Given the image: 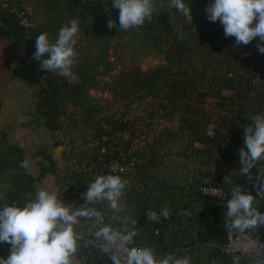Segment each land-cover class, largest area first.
I'll use <instances>...</instances> for the list:
<instances>
[{
    "label": "trees",
    "instance_id": "trees-1",
    "mask_svg": "<svg viewBox=\"0 0 264 264\" xmlns=\"http://www.w3.org/2000/svg\"><path fill=\"white\" fill-rule=\"evenodd\" d=\"M7 1L8 9H2L0 1V20L19 49V59L29 66L30 80L39 88L36 104L39 121L33 124H42L52 132L53 148L64 145L61 134L70 140L72 147L81 138L87 145V135L72 136L82 126L91 129L93 145L76 152L73 148L66 155L67 163L75 158L81 169L67 170L64 175L47 150L37 148L34 159L38 161L35 162L38 170L32 173L29 167L21 168L20 164L25 160L34 163L28 151L39 143L35 141L36 131L30 137L27 132L13 138L9 130H1L0 208L13 204L22 208L35 199L42 175L53 176L60 187L58 199L76 207L84 203L82 193L98 175H118L128 181L120 199L122 211L112 212L106 201L96 202L92 207L101 211L105 224L113 228H121V221L114 217L135 219L136 225H129L137 233L134 245L153 248L157 258L173 252L178 257H190L195 245H202L207 242L205 237L217 234L220 244L209 251L211 264H233V256L240 258L239 264H249L239 252H222L229 240L227 232L217 227L225 223L232 185H243L256 196L253 182L264 169L261 160L248 176L239 174L243 127L252 123V116L264 114V54L258 59L249 52L259 37L248 45H236L235 37L226 38L221 23L207 19L205 8L214 0H185L193 16L191 24H184L185 39H179L176 31L183 26L182 14L169 8L168 0H155L153 18L146 19L142 26L119 31V10L112 6V0ZM30 2L32 13L26 5L22 6ZM41 18L44 22L39 23ZM109 18L117 22L116 28L107 27ZM24 19L29 26L22 24ZM72 19L78 20L79 31L74 39L79 37V42L74 45L76 56L71 68L76 79L69 81L55 71L40 70V62L32 57L38 35L47 32L49 41L54 42L59 30ZM134 32L145 38L140 52L163 56L164 63L149 72L131 70L127 77L114 79L112 86L104 84L103 79L114 70V63L108 59L109 50L122 47L125 51L135 42L134 36L128 38ZM0 67L6 71L4 66ZM121 89L123 109L119 117L114 101ZM93 90L111 92L114 100L108 111L90 93ZM147 100L157 106L152 116L159 114L160 120L168 125L176 122L177 126L165 127L152 142L146 141L149 142L146 150H135L137 124L142 117L132 123L126 119V113L134 104L143 105ZM1 107L0 97V111ZM214 109L221 113L222 123L210 130ZM176 147L178 165L195 164L191 179H179L175 173L167 176V171L172 174L169 163L174 162L172 152ZM114 162L121 166L132 163L135 169L126 174L113 172L110 166ZM64 185L67 189L63 191ZM204 189L219 190L223 195L207 194ZM254 207L264 212V199L257 197ZM164 208L169 209L167 219L160 215ZM149 210L161 221H153L147 215ZM182 210L187 214L181 215ZM200 225L206 226V234ZM247 233L264 243V227ZM78 250L76 255L83 259L82 264H101L98 253L89 247ZM9 254L10 245L0 243V257L7 258ZM106 264L113 262L110 259Z\"/></svg>",
    "mask_w": 264,
    "mask_h": 264
},
{
    "label": "clouds",
    "instance_id": "clouds-1",
    "mask_svg": "<svg viewBox=\"0 0 264 264\" xmlns=\"http://www.w3.org/2000/svg\"><path fill=\"white\" fill-rule=\"evenodd\" d=\"M112 6L119 10L118 31L142 26L156 11L155 0H112ZM168 7L182 14L183 26L176 31L179 39H185L184 24L193 21L190 6L185 0H168ZM205 12L210 22L221 23L226 38L235 37L236 45H248L259 37L256 47L264 54V0H214ZM107 27L116 28L117 22L109 18ZM78 31V20L72 19L59 30L54 42L49 41L47 32L36 37L32 58L40 62V70H54L61 76L71 72L76 56L74 37ZM250 120L252 123L243 127L244 146L238 151L239 174L243 176H248L255 164L264 160V114L252 116ZM20 167L27 168L28 161L21 162ZM127 184L118 175H98L82 193L84 203L79 207L65 205L56 193L41 189L22 208L15 204L0 208V243L10 245V254L7 258L0 257V264H73L78 248L94 244L83 232L76 231L81 218L91 222V229H95L96 247L101 251L114 248L110 257L113 264H191L189 257H178L174 252L157 259L153 248L129 246L137 235L134 227H129L136 225L135 219L114 217L121 221V228L104 223V215L92 205L106 201L112 212L120 213L119 202ZM253 188L256 196L243 185H232L224 213L228 233L264 227V212L254 207L257 197L264 199V169L256 175ZM180 214L187 213L182 210ZM147 215L153 217L156 213L149 210ZM160 215L167 219L169 209L164 208ZM244 247L256 249V243L253 241ZM239 259L233 256V264H239Z\"/></svg>",
    "mask_w": 264,
    "mask_h": 264
},
{
    "label": "rangeland",
    "instance_id": "rangeland-1",
    "mask_svg": "<svg viewBox=\"0 0 264 264\" xmlns=\"http://www.w3.org/2000/svg\"><path fill=\"white\" fill-rule=\"evenodd\" d=\"M2 3V9H8L9 7V3L7 0H0ZM26 1V0H23ZM16 1H13V3H15ZM26 5L27 6V11H29L30 13H32V3H23L22 6ZM21 16L23 14H20ZM1 19V18H0ZM38 21V20H37ZM40 22H44V20L41 18ZM38 23V22H37ZM23 25L25 26H29V24L26 22V20L24 19L22 22ZM36 25V24H35ZM0 27H5L3 25V22L0 20ZM132 36H134V43L131 44L129 46V48H127L125 51H123L122 47L119 48H111L109 50L108 53V59L109 61H111L112 63H114V70L112 72H110L104 79H103V83L104 84H108V85H113L114 83V79L116 78H125L127 77V75L130 73L131 70H135L136 68H138L141 72H149L150 70H153L157 67H159L160 65H162L164 63V57L163 56H156L154 53H149V52H140L141 49L143 48V44L145 43L144 41V36L142 34L139 35V32H134L133 35H130L128 38H131ZM76 40V44L79 42V37L75 38ZM259 42V40H257ZM256 40H254L252 48L249 50L250 54L254 57V58H261V53L258 51L256 45L257 43ZM117 42H115L113 45H116ZM17 51H14L11 47V45L9 44V41L3 38H0V52H2L3 50H5V54L14 57H17L19 61H21V59H19L18 57V48L16 47ZM149 53V55H148ZM263 55V54H262ZM2 64L0 63V66ZM10 69H8L9 74L8 76H11V79L8 78L7 81H3L2 77H8L7 73H5L6 71H1V67H0V71L4 72L1 73L0 72V82H5V84L8 83V85L13 83V86L16 87L17 91L15 96H21L22 93L28 95L30 93V90L34 89V85L33 83H29L28 82V78H27V74H26V68L24 66L21 65V63L17 64V66H10ZM7 71V72H8ZM30 79V78H29ZM2 80V81H1ZM4 83H1V85H3ZM37 87L35 88V91H39L38 85H36ZM111 88V87H110ZM127 89V88H126ZM122 91L123 89L118 91V97L117 100L114 101V105L116 107L119 108V117H121V111L123 109V101H122ZM94 97H97L100 99L101 101V107L103 110L108 111L111 108V104L113 103V96L111 95L110 91H106L104 93H102L100 90H93L90 92ZM29 97V96H28ZM5 99V98H4ZM37 99V98H36ZM208 103H211V101H209ZM12 107V106H11ZM72 108L69 107L68 111L71 112ZM157 106H155V102L151 101V100H147L146 102L143 103V105H139L134 104L131 109L128 111V113H126V119L128 121H131L132 123L135 122V120L138 119V117H142V121L139 122V124H137V132L138 134L135 137V144H134V149L138 150V149H144L146 150V144H148L149 142H152L153 139L155 137H157L156 135L160 132H162L165 127H176L177 123L174 122L173 124L168 125L166 122H164L163 120H160L161 118H158V115H153V113H156L157 111ZM127 112V111H126ZM125 113V111H124ZM1 114H2V107H1V111H0V119H1ZM212 115H215L214 117V121L212 123L213 126H211L210 130L213 129H217L218 124L222 123V120L220 118L221 114L218 110L214 109L211 113ZM27 115V114H25ZM31 117H34L36 119H38L37 116V112L36 115H30ZM101 117V115H100ZM99 117V118H100ZM32 131H36L35 136V141L39 140L38 145L34 148L32 147L28 153L29 155L32 157V161H34V163L38 162L37 159H34L36 153H37V148L40 149H46L47 152L49 153V155H51L52 159L55 161L56 165H58L59 170L62 172V175H64L63 173L66 172L67 170L70 172H75V171H80L79 166H78V162L77 160L74 158L70 161V163H67L65 161L66 159V155L69 154L70 152H72V149H75V152L78 149H86L91 147L93 144H90L91 141L93 140V135H91V129L89 128H85L82 126V129L80 130V132H75V134H73V137L76 136H82V135H87V141L88 144L85 145V140L84 138H81L80 140H77L74 144V147H72V144H70V140L65 139L64 135L61 134V141L64 142V145L61 147H57L56 149L53 148V141H52V132L48 131L42 124L41 125H37V124H31V125H27L26 122L22 123L20 126H16L12 129L9 130V134L12 135L13 138H16L18 135L22 134V133H29L26 134L30 137V135L34 134L31 133ZM139 135V136H138ZM125 138L128 139L129 136L125 135ZM146 141H149L148 143H146ZM177 147L174 148V151L172 152V161L174 162H170L169 165L172 166L171 170H172V174L169 175V172L167 171V176L170 178L171 175H178L179 179H183V178H190L192 177V171L195 168V164L193 163H186L185 164H181L178 165L179 162L178 160H176V156L175 153H177ZM166 152V150H165ZM33 162H29L28 163V167L31 170L32 173L35 172L36 169V163L34 164ZM185 163V162H182ZM185 166V167H184ZM175 173V174H174ZM188 175V177H187ZM186 186V184H183V187ZM221 192V191H220ZM219 191L216 190H212L211 194L214 196H218L219 197ZM225 224V223H224ZM224 224L219 225L217 228L220 231H223V233H226V229L224 227ZM200 229H202L203 233H207V228L205 225H200L199 226ZM223 229V230H222ZM217 234H213L210 237H205L207 239V242H204V244H199V245H195V247H193V253L190 255L191 260V264H211L209 262V251L210 249H212L215 246H218L220 243L217 240ZM227 235L231 238V244H232V248L235 251H240L243 256L245 257L246 261L249 264H257L259 263V259L262 255V245L255 242L256 243V249H248L245 248L244 245L250 244L251 242H253L254 240L249 236L246 235L244 233L241 232H236L233 231L231 233L227 232ZM203 243V242H202ZM7 244V243H5ZM9 245V244H7ZM223 252V251H222ZM228 253H232L230 251H227ZM79 250L77 249V252L74 254H78ZM224 253V252H223ZM225 254V253H224ZM184 257V256H183ZM74 258V257H73ZM258 258V259H257ZM257 259V260H256ZM73 263L76 264L74 262L73 259Z\"/></svg>",
    "mask_w": 264,
    "mask_h": 264
},
{
    "label": "crops",
    "instance_id": "crops-1",
    "mask_svg": "<svg viewBox=\"0 0 264 264\" xmlns=\"http://www.w3.org/2000/svg\"><path fill=\"white\" fill-rule=\"evenodd\" d=\"M0 63L2 64L1 66H4L6 68L5 73H7V76L9 74L8 69H10L9 68L10 66H13V65L17 66L18 63L19 64L21 63V65L24 66L27 70L26 74H27L28 82L33 83V85H34V89L30 90V93L28 95L22 93V95L18 97V96H15L17 89H16V87L13 86V83L8 85V83L5 84V82H0V84L4 83L3 85L0 86V97H1V101H2V107L5 106L6 103H9V107L11 109L14 106H16V107H19L22 110V112L24 114H27L28 116L36 115V104H37L36 98H37L38 91H35V88L37 87L36 86L37 84L32 82L29 79L30 78L29 66L27 64L23 63L22 61H19L17 57L13 58L12 56L5 54V50L0 52ZM1 73H4V72H1ZM11 76L9 75L8 77H2V80L7 81L8 78H10V80H12ZM12 101H14V103H12ZM139 105H141V103H139ZM6 112H9V111H6ZM54 149H56V148H54ZM36 169L38 170L37 167H36ZM41 189L47 190L49 192H54L58 196L60 187L56 184V179L53 176L42 175V184H41L40 190ZM66 189H67V187L64 185L63 191ZM73 259H74V262L76 264H82L83 259L82 258L80 259L78 257V255H74ZM191 260L192 259L190 258V261Z\"/></svg>",
    "mask_w": 264,
    "mask_h": 264
},
{
    "label": "built area",
    "instance_id": "built-area-1",
    "mask_svg": "<svg viewBox=\"0 0 264 264\" xmlns=\"http://www.w3.org/2000/svg\"><path fill=\"white\" fill-rule=\"evenodd\" d=\"M49 71H54V70H49ZM64 77H66L69 81H74L76 79V75L72 71L68 75H65ZM210 129H211V127H210ZM110 168H111V171H113V172H120V173H123V174L129 173V172H133V170L135 169L133 167L132 163L129 164L128 166H121V165H119L116 162L112 163ZM203 191L205 193H207V194H211V192H212V190H208V189H207V191H205V189ZM217 191H219V190H216V193H217ZM220 195H223V193L220 192L219 196ZM122 203H123V201L120 202L121 208H122ZM151 219L153 221H157V222L161 221V218L157 214L155 216L151 217ZM104 223H105V218H104ZM76 231L83 232L85 234L86 238L94 241V244L90 245L89 248L91 250H93V251L98 253V255H99L98 263L106 264V262L108 260H110V257H111V255H112V253L114 251V248L113 247H109L107 251H101L98 247L95 246V243H96L95 236H94L95 229H91V222H88V221H85V220H80V224H79V226L76 227ZM244 234L249 235L253 239V236L250 233L244 232ZM231 238H232V236H230V237L228 236L229 242H228V245L225 246V248L223 249V252L227 253V254H228L227 251H230L232 253H235V252L241 253L240 251L233 250L232 244H231ZM254 241L259 243V244H261L263 246L262 248H264V243L258 242L256 240H254ZM129 246H136V245L133 244V245H129ZM137 247H139V246H137ZM157 259H159V258H157ZM263 262H264V252H262V255H261L260 259H259V263H257V264H263Z\"/></svg>",
    "mask_w": 264,
    "mask_h": 264
},
{
    "label": "water",
    "instance_id": "water-1",
    "mask_svg": "<svg viewBox=\"0 0 264 264\" xmlns=\"http://www.w3.org/2000/svg\"><path fill=\"white\" fill-rule=\"evenodd\" d=\"M0 37H9L10 33L6 31L3 27H0ZM11 45L14 51H17L16 45L13 40H11ZM14 103V101H12ZM9 108V109H8ZM9 111V112H6ZM39 119L25 115L19 107L14 106L12 109L9 107V103H6L2 107V114L0 119V131L10 130L14 127L20 126L22 123L32 124L38 122Z\"/></svg>",
    "mask_w": 264,
    "mask_h": 264
},
{
    "label": "flooded vegetation",
    "instance_id": "flooded-vegetation-1",
    "mask_svg": "<svg viewBox=\"0 0 264 264\" xmlns=\"http://www.w3.org/2000/svg\"><path fill=\"white\" fill-rule=\"evenodd\" d=\"M5 30L8 31L7 29H5ZM0 34H1V31H0ZM0 38H3V39L8 40L9 41V44L11 45V40H12L11 35H10V38L9 37H0Z\"/></svg>",
    "mask_w": 264,
    "mask_h": 264
}]
</instances>
